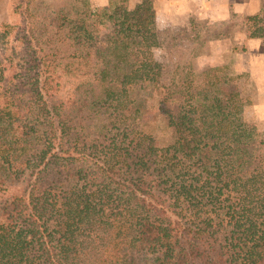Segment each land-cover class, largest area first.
<instances>
[{
	"label": "trees",
	"instance_id": "trees-1",
	"mask_svg": "<svg viewBox=\"0 0 264 264\" xmlns=\"http://www.w3.org/2000/svg\"><path fill=\"white\" fill-rule=\"evenodd\" d=\"M24 7L26 47L0 58V264H264V149L234 131L229 68L167 93L159 70L128 62L133 24L155 22L149 0L112 25L62 8L45 39ZM246 21L264 41V8Z\"/></svg>",
	"mask_w": 264,
	"mask_h": 264
},
{
	"label": "rangeland",
	"instance_id": "rangeland-1",
	"mask_svg": "<svg viewBox=\"0 0 264 264\" xmlns=\"http://www.w3.org/2000/svg\"><path fill=\"white\" fill-rule=\"evenodd\" d=\"M109 1L103 3L101 0H29L28 6L24 7L25 4L19 5L20 0H0V58L9 55L13 46L21 49L26 47V44H19L15 38L21 29L20 18L15 19L12 16V11L17 6L26 8L31 14L33 35L45 39L55 33V13L62 8L74 6L88 8L95 18L112 25L114 20L111 17L115 8L123 6L134 10L138 4L146 2L141 0L140 3L134 4L131 0ZM144 6L149 7L150 4ZM192 23L196 25L186 29L162 28L155 22L147 26L133 24L131 42L124 50L126 60L130 63L146 61L159 70L167 93H178L180 86L192 72L198 79L204 80L206 78L204 72L213 67L200 65L197 59L209 53L210 43L220 38L218 34L220 29L217 25L198 24L195 21ZM237 24L238 32L241 31L247 38L246 19L239 20ZM234 30L236 31L233 27ZM253 39L261 41L257 51L250 53L245 44L236 42L229 53H223L220 60L223 63L218 66L229 68L233 84L237 86L241 95V106L232 110L235 133L255 136L264 149V41L260 34L255 35ZM167 98L166 111L177 113L179 95L174 93ZM168 121V116L163 115L158 125L157 139L161 145H169L176 139L175 129L169 126ZM15 191L11 189L10 193Z\"/></svg>",
	"mask_w": 264,
	"mask_h": 264
},
{
	"label": "crops",
	"instance_id": "crops-1",
	"mask_svg": "<svg viewBox=\"0 0 264 264\" xmlns=\"http://www.w3.org/2000/svg\"><path fill=\"white\" fill-rule=\"evenodd\" d=\"M101 1L104 3L109 0ZM131 1L138 4L141 0ZM151 2L158 27L186 29L196 25L192 21L210 26L217 25L220 29L218 31L220 38L210 43L207 55L197 59L200 65L206 64L209 67L221 65L223 53H229L236 42L245 44L250 53L257 51V46L261 45L260 40L248 39L241 31L238 32L237 22L261 13L264 0H151ZM233 27L236 31H233Z\"/></svg>",
	"mask_w": 264,
	"mask_h": 264
}]
</instances>
